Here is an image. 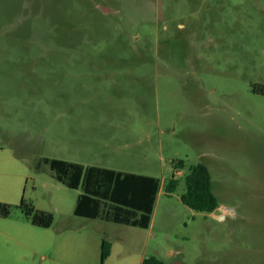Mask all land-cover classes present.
<instances>
[{"label": "rangeland", "instance_id": "obj_1", "mask_svg": "<svg viewBox=\"0 0 264 264\" xmlns=\"http://www.w3.org/2000/svg\"><path fill=\"white\" fill-rule=\"evenodd\" d=\"M45 158L159 178L150 227L76 216ZM0 203V264H264V0H0Z\"/></svg>", "mask_w": 264, "mask_h": 264}, {"label": "trees", "instance_id": "obj_2", "mask_svg": "<svg viewBox=\"0 0 264 264\" xmlns=\"http://www.w3.org/2000/svg\"><path fill=\"white\" fill-rule=\"evenodd\" d=\"M44 163L49 166L58 182L70 189L81 190L74 211L76 216L142 229L150 227L160 192L159 178L99 166H84L60 159L45 158ZM174 166L181 170L184 161H177ZM185 181L186 191L181 196V202L185 206L201 213H214L220 207L213 192L212 173L207 165L199 163L193 166ZM176 184L173 177L167 187L169 193H173ZM19 208L32 225L41 228L53 225L54 217L51 213L36 209L24 198ZM11 213V205L0 203V217L8 218ZM110 253L111 245L103 240L102 264ZM142 264L167 263L152 256L145 258Z\"/></svg>", "mask_w": 264, "mask_h": 264}, {"label": "crops", "instance_id": "obj_3", "mask_svg": "<svg viewBox=\"0 0 264 264\" xmlns=\"http://www.w3.org/2000/svg\"><path fill=\"white\" fill-rule=\"evenodd\" d=\"M109 169H112V168H109Z\"/></svg>", "mask_w": 264, "mask_h": 264}]
</instances>
